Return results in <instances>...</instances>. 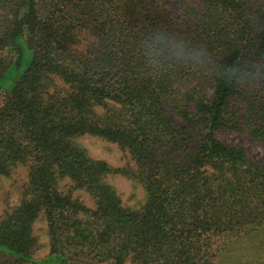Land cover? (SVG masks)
I'll return each instance as SVG.
<instances>
[{
  "label": "trees",
  "instance_id": "16d2710c",
  "mask_svg": "<svg viewBox=\"0 0 264 264\" xmlns=\"http://www.w3.org/2000/svg\"><path fill=\"white\" fill-rule=\"evenodd\" d=\"M1 178L0 264H264V0H0Z\"/></svg>",
  "mask_w": 264,
  "mask_h": 264
},
{
  "label": "rangeland",
  "instance_id": "374dc122",
  "mask_svg": "<svg viewBox=\"0 0 264 264\" xmlns=\"http://www.w3.org/2000/svg\"><path fill=\"white\" fill-rule=\"evenodd\" d=\"M26 64L23 65V69ZM220 138L229 143H241L243 142L249 151L255 156H259L261 148L250 139H245L243 136L237 133H220ZM245 139V140H244ZM77 142L84 147L88 154L97 159H103L114 167L124 165L125 159L122 151L114 143H110L102 140L99 137L91 136L88 134L82 135L77 138ZM21 173L23 170L21 169ZM110 181L116 186L118 192L125 204L131 205L136 203L142 198V189L139 186L133 187L130 182L125 180L119 175L109 176ZM7 195V201L9 204L17 202V192L13 190L8 179H0V213L2 208L5 207V198ZM45 223L43 221H37L35 223V232L40 236L41 241L45 242L46 236L44 232ZM46 254V248L40 249L38 255L43 256Z\"/></svg>",
  "mask_w": 264,
  "mask_h": 264
}]
</instances>
